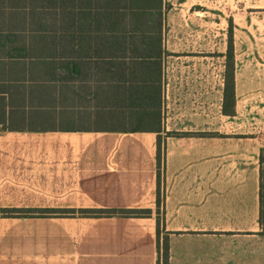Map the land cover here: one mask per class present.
Masks as SVG:
<instances>
[{
	"label": "crops",
	"instance_id": "0c3cea01",
	"mask_svg": "<svg viewBox=\"0 0 264 264\" xmlns=\"http://www.w3.org/2000/svg\"><path fill=\"white\" fill-rule=\"evenodd\" d=\"M168 4L153 130L77 124L99 121L87 93L53 90L43 64L0 61V264H162L166 237L174 264L180 239L264 232V138L228 132L226 46L209 38L210 15H242L243 1ZM6 207L152 213L6 217Z\"/></svg>",
	"mask_w": 264,
	"mask_h": 264
},
{
	"label": "trees",
	"instance_id": "16d2710c",
	"mask_svg": "<svg viewBox=\"0 0 264 264\" xmlns=\"http://www.w3.org/2000/svg\"><path fill=\"white\" fill-rule=\"evenodd\" d=\"M166 20L165 0H0V61L45 65L44 77L56 82L53 90L62 88L73 98L76 91L87 93L82 96L84 102L93 103L99 121L112 130H153L162 121ZM232 32L231 28L228 63L233 61ZM234 89L231 72L226 76L227 114ZM131 118L136 125L113 127L124 121L128 125ZM263 174L262 169V178ZM261 187L263 202V180ZM1 211L6 217L152 213L143 208L13 207ZM164 254L169 257L167 238Z\"/></svg>",
	"mask_w": 264,
	"mask_h": 264
},
{
	"label": "rangeland",
	"instance_id": "374dc122",
	"mask_svg": "<svg viewBox=\"0 0 264 264\" xmlns=\"http://www.w3.org/2000/svg\"><path fill=\"white\" fill-rule=\"evenodd\" d=\"M230 1L233 5L234 0ZM242 1V15H210L209 38L212 46L220 45L221 49L226 46V76L231 72L235 76L234 96L227 103L228 132L241 131L242 136L246 137L253 131L252 134L264 138V0ZM169 6L168 0H165L166 12ZM231 28L233 61L228 63ZM136 121L131 118L130 124L126 125L127 121H124L113 127H131L132 124L136 125ZM75 123L93 127L107 125L93 116H85ZM66 124V121L56 119L49 123L60 127ZM177 253L174 264H264V232L225 234L203 240L180 239ZM162 264H169V257L166 258L164 252Z\"/></svg>",
	"mask_w": 264,
	"mask_h": 264
}]
</instances>
